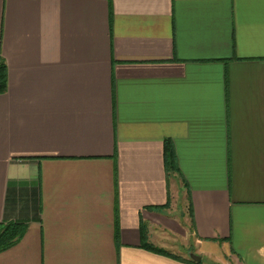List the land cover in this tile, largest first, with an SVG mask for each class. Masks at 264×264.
I'll use <instances>...</instances> for the list:
<instances>
[{"label": "crops", "instance_id": "obj_1", "mask_svg": "<svg viewBox=\"0 0 264 264\" xmlns=\"http://www.w3.org/2000/svg\"><path fill=\"white\" fill-rule=\"evenodd\" d=\"M0 58V264H264V0H0Z\"/></svg>", "mask_w": 264, "mask_h": 264}, {"label": "trees", "instance_id": "obj_2", "mask_svg": "<svg viewBox=\"0 0 264 264\" xmlns=\"http://www.w3.org/2000/svg\"><path fill=\"white\" fill-rule=\"evenodd\" d=\"M7 87V70L5 62L2 58H0V94L6 91ZM163 159H164V166L167 175L171 173H179V168L177 165V157L174 152L173 145L169 139L164 141V152H163ZM160 209V208H159ZM26 231V225L21 222H1L0 223V252L9 248L10 246L17 243L23 234ZM140 231H141V247L157 252L159 254H164L167 256H171L174 258H181L177 255H173L170 252L155 247L153 244L149 243L147 240V230L144 223L141 222L140 224ZM191 264H200L191 259H183Z\"/></svg>", "mask_w": 264, "mask_h": 264}, {"label": "water", "instance_id": "obj_3", "mask_svg": "<svg viewBox=\"0 0 264 264\" xmlns=\"http://www.w3.org/2000/svg\"><path fill=\"white\" fill-rule=\"evenodd\" d=\"M189 257H190L191 259H193V260H196V261H200V260H201V257L198 256V255H196V254H194L193 252H190V253H189Z\"/></svg>", "mask_w": 264, "mask_h": 264}]
</instances>
